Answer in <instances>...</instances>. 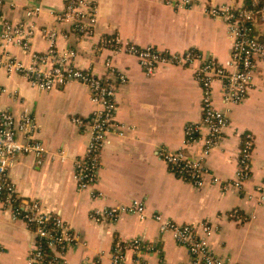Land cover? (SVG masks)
<instances>
[{
  "label": "crops",
  "instance_id": "crops-1",
  "mask_svg": "<svg viewBox=\"0 0 264 264\" xmlns=\"http://www.w3.org/2000/svg\"><path fill=\"white\" fill-rule=\"evenodd\" d=\"M167 1L100 0L93 38L73 31L71 21H58L67 0L0 2V30L5 19L23 20L26 9L41 5V13L32 18L37 29L33 51H46L49 41L41 30L55 29L58 51H74L73 61L78 67L104 74V63L110 57L114 69L127 76L126 83L118 85L117 110V122L124 125L125 133L110 134L105 143L96 186L102 196L94 197L92 189L81 191L75 182L74 161L83 156L89 133L71 120L96 109L89 87L72 81L43 91L25 77L0 68V109L15 114L25 108L32 110L38 137L50 151L41 165L34 155H20L10 170L11 179L21 197L39 199L49 209L60 210L80 235L81 243L66 254L68 264H82L89 257L99 256L102 264H114V243L133 238L142 239L155 250L127 251L122 264H161L162 260L190 264L187 247L178 244L172 233L161 231L156 214L178 223L208 221L217 228L209 240L213 253L229 259L231 264H264V61L259 62L248 97L230 106L231 124L208 157L211 172L225 180L236 179L242 144L247 133L253 135L252 176L241 188L225 191L209 178L201 187L180 179L160 155L165 148H181L186 125L201 120L202 91L195 69L169 65L147 75L134 55L113 53L111 49L95 51L101 37L118 35L123 43L142 47L153 45L174 52L197 49L227 64L232 45L228 23L211 17L200 6L179 7ZM228 2L215 0L216 4ZM257 24H261L259 29ZM257 24L256 33L264 40V21ZM10 49L24 63L31 62L30 53L18 46ZM222 86L221 80L214 82V101L220 109L225 108ZM204 133L206 129L202 128ZM199 146L188 151L195 154ZM61 149L66 152L65 159L56 156ZM133 200L145 204V217L124 213L117 221L103 223L90 217L94 208ZM234 211L236 218L229 216ZM33 238L23 220L10 211L0 213V264H27Z\"/></svg>",
  "mask_w": 264,
  "mask_h": 264
},
{
  "label": "built area",
  "instance_id": "built-area-1",
  "mask_svg": "<svg viewBox=\"0 0 264 264\" xmlns=\"http://www.w3.org/2000/svg\"><path fill=\"white\" fill-rule=\"evenodd\" d=\"M232 1H235L232 3ZM1 2V0H0ZM100 0H67L65 10L58 15V21H71L72 30L93 38L98 23ZM179 7H202L211 17L221 18L228 23L232 39L231 58L227 64L216 57L197 49L170 51L153 45L145 47L133 43H123L120 36H104L96 41L95 51L106 49L113 53L124 52L134 55L147 75H154L163 66L193 67L202 91V117L199 122L186 125L183 146L178 149L165 148L160 151L171 173L194 185L203 186L207 178L213 184H220L227 191L231 187L241 188L252 176L253 135L246 134L238 159L237 177L225 180L210 171L208 157L217 145L219 138L231 124L229 111L231 105L243 102L254 86L259 62L264 61V40L256 33L255 25L264 21V0L216 4L215 0H168ZM37 4L25 11L23 20L14 22L5 19L0 30V68L9 74L25 77L35 88L51 91L75 81L89 87L91 99L96 109L87 116L75 115L72 122L89 133V140L83 156L74 161V178L79 190L92 189L94 197L102 193L96 189L102 168V151L110 134L123 135L124 125L117 122L118 85L127 81L122 71H117L112 60L106 59L105 73L98 74L92 69L74 64V51L59 52L57 31L43 28L41 33L47 37L49 47L44 52L33 51L32 39L37 29L32 18L41 13ZM18 46L30 53L32 60L24 63L10 49ZM223 83L224 109L216 107L214 101V82ZM205 128L206 133L201 134ZM38 124L34 112L25 108L20 114L8 109H0V213L10 211L16 219L23 220L33 233L27 264H68L66 254L69 249L81 243L80 235L63 218L60 210L49 209L39 199L21 197L10 176V170L20 155H34L39 165L50 154L38 137ZM200 145L195 154L188 148ZM189 153H188V152ZM66 152L61 149L56 156L65 159ZM54 154L52 157L54 158ZM124 213L145 217V204L133 200L128 204L94 208L90 212L92 220L98 223L117 221ZM229 216L238 217L237 211ZM163 232L172 233L178 244L186 246L191 255L190 264H231L229 259L213 253L209 246L210 237L216 227L208 221L200 223H178L164 219L156 214ZM144 253L154 251L155 247L140 238L117 240L112 248L114 264L124 262L127 251ZM82 264H102L101 257H89ZM161 264H168L165 260Z\"/></svg>",
  "mask_w": 264,
  "mask_h": 264
},
{
  "label": "rangeland",
  "instance_id": "rangeland-1",
  "mask_svg": "<svg viewBox=\"0 0 264 264\" xmlns=\"http://www.w3.org/2000/svg\"><path fill=\"white\" fill-rule=\"evenodd\" d=\"M260 25H261V24H257L256 28L259 29V28L261 27Z\"/></svg>",
  "mask_w": 264,
  "mask_h": 264
},
{
  "label": "trees",
  "instance_id": "trees-1",
  "mask_svg": "<svg viewBox=\"0 0 264 264\" xmlns=\"http://www.w3.org/2000/svg\"><path fill=\"white\" fill-rule=\"evenodd\" d=\"M247 1H249V0H247Z\"/></svg>",
  "mask_w": 264,
  "mask_h": 264
}]
</instances>
